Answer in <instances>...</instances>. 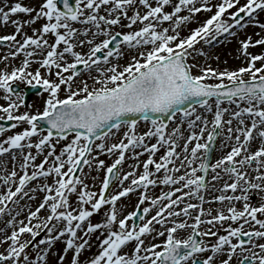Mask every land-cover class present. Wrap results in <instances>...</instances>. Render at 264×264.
Here are the masks:
<instances>
[{
  "label": "snow or ice",
  "instance_id": "6c2138e0",
  "mask_svg": "<svg viewBox=\"0 0 264 264\" xmlns=\"http://www.w3.org/2000/svg\"><path fill=\"white\" fill-rule=\"evenodd\" d=\"M202 12L212 14L201 23L197 14ZM261 13L264 0H155V5L152 0H75L74 6L70 0H42L38 8L19 2L9 7L5 0L0 22L7 25L17 14L29 18L12 19L14 32L0 36V48L7 49L0 56L5 63L0 92L7 102L0 105V121H12L13 129L28 127L0 140V157L7 154L13 162L11 172L0 176V217H10L0 229V264H48L58 242L63 248L56 264H65L69 252L68 264H264V52L249 51L264 46ZM122 19L127 23L122 25ZM41 20L32 35L23 31ZM194 21L198 26L181 36ZM115 26L130 31L114 32ZM249 26L260 30L255 40L245 32ZM239 32H245L243 39ZM229 38L238 39V58L246 66L218 71L195 62L207 55L196 45ZM85 46L86 52L77 50ZM122 47L136 54L121 68ZM21 56L8 71L9 61ZM80 66L93 87L86 80L77 83ZM193 68L200 74L194 75ZM209 79L219 82L206 83ZM19 83L48 94L42 112H19L26 106ZM224 101L235 109L222 107ZM177 112L181 116L171 129L165 119L153 118L142 133L133 118L147 121L156 114L172 120ZM5 130L0 126V134ZM117 133L121 138L109 144ZM218 138L220 149L229 150L213 162L209 152ZM61 141L67 142L57 152ZM127 152L136 163L121 172ZM145 153L147 159L140 161ZM101 154L115 159L106 165ZM85 167L104 170L98 191L86 182ZM159 185L168 190L150 195ZM212 190L219 194L206 199L204 193ZM37 193L43 195L34 209L20 205L25 198L34 201ZM132 193L138 202L122 214L118 202ZM214 203L223 208L204 207ZM97 214L103 219L93 222ZM181 231L188 232L186 237L178 235ZM159 237L164 239L153 242ZM94 246L96 252L82 260Z\"/></svg>",
  "mask_w": 264,
  "mask_h": 264
},
{
  "label": "rangeland",
  "instance_id": "374dc122",
  "mask_svg": "<svg viewBox=\"0 0 264 264\" xmlns=\"http://www.w3.org/2000/svg\"><path fill=\"white\" fill-rule=\"evenodd\" d=\"M12 2H14V3L19 2V3H21L22 5H25V6H32V7L38 8V7L40 6V4L42 3V0H12ZM211 2H212L213 4H216V3L219 2V0H211ZM243 2H244V0H241V3H243ZM153 5H155V0L153 1ZM144 11H145V10L141 7V12H144ZM165 11H171V8H169V7L166 6V7H165ZM214 11H215V9H213V12H214ZM230 11H234V9H232V10H230ZM101 14H105V13H104L103 11H101ZM185 14H187V13H186V12L181 13V15H185ZM211 14H212V13H206V12H202V13L197 14V15H198V18H199V22L202 23V22H203L206 18H208ZM32 15H35V13H33ZM129 15H131L130 12H129ZM21 16H22V14H17L16 16H12V17H21ZM12 17H10V20H12ZM260 19L264 20V16H260ZM43 22H44V21H42V20H41V21H37V23H36L35 25H32L31 27H27V26H26V27L23 29V31H25L28 35H32V30H31V28H33V27H34V28H39L40 25H41ZM0 23H2V22H0ZM126 23H127V20H124V19L121 20V24H122V25H123V24H126ZM1 26H2L3 29L0 30V36H2V35H6V34H12V33L14 32V30H15V29H14V26L11 24V22H10L9 26H7V27H6L3 23H2ZM76 26H78V25H76ZM197 26H198V23L195 22V21L192 22V23H189L187 27L182 28L181 33H180L181 36H186V35H188V34H189V30H190V29H193V28H195V27H197ZM133 27H134V26H133ZM163 27H168V22H165L164 25H163ZM250 28H251V26H249V27L245 30V32L247 33V35H251L252 38H253V40H255L257 37H256L255 33H252V32L249 30ZM113 31H114V32H115V31L128 32V31H130V29L125 28V27L115 26V27L113 28ZM245 32H239V38H240V39H243V38H244V36H245ZM262 34H264V33H262ZM17 39L20 40L21 37H20V36H17ZM48 39H49V42H50V43L53 41V37H51L50 34H49V36H48ZM99 39H103V37H100ZM229 39H230V41H233V40H234L235 50L238 51V48H239L238 39H237V38H229ZM223 41H224V40H222V42H223ZM97 42H99V41H97ZM215 45H216V43H214L213 46L205 45V44H203V43L196 45L197 48H203V49L205 50V52L207 53V55L197 57V59H196L195 62L198 63V64H200L201 66H210L211 68L216 69V70H218V71L225 70V69H227V70H235V69H237L239 66H246V65H243L242 58L239 59V60H237V59H230V58H228L229 55L224 54V53H221V55H223V56H220V54H219V50H218L219 46L215 47ZM214 47H215V48H214ZM0 49H1V48H0ZM2 49H4V52H3V54L0 55V56L5 55L6 52H7V49H6V48H2ZM77 50H78V51H82V52H86L88 49H87V46H85L84 48H82V49H77ZM124 50H125V51H128V48H126V47H122V52H124ZM249 51H250L251 53H253V54H259V53H261V52H264V46H256L255 48H250ZM216 52H217V54L215 55ZM122 56H123V55H122ZM122 56L119 58V61H118L119 66H120L121 68L124 67V66H126L128 63L131 62V60L127 59L129 56H131V52H128V55H127L126 57H123V58H122ZM216 57H219V59L217 60ZM21 59H22V56H21V57H17V59L14 60V61L10 60V62L13 64L12 66H18V65L20 64V62H21ZM116 62H117V61H113V63H116ZM189 63H193V61L190 60ZM261 63H262V62L258 61V62H257V67H259ZM0 66H3V68H4V67H5V63H4V62H0ZM37 67H38V65L35 64V63H33V64L31 65V69H32V70H35ZM11 68H12V67H11ZM11 68L8 69V71H11ZM83 71H84V69H83V67L81 66V67H80L81 76L77 78V83H79V81H81V80H86V81H87V78L89 77V76H88V73H87V71H85V73L82 75V72H83ZM192 71H193V74H194V75H199V74H200V71H199L198 68H193ZM41 73H42V75L45 74V73H44V69H41ZM245 79H247V76H245ZM205 82H206V83H209V84H215V83H218L219 81H217V80H215V79H209V80H206ZM224 82L227 83L226 80H225ZM18 85H19L20 87H24V86H26L24 83H19ZM88 85H89V84H88ZM92 86H94V85L92 84ZM92 86H91V87H92ZM62 87H63V86H62ZM74 87H75V85H74ZM89 87H90V85H89ZM91 87H90V88H91ZM21 93H22V92H21ZM22 95H23V94H22ZM65 95H66V93L63 92V91L60 93V97H61V98H65ZM47 96H48V94H47L46 92H43V91H42L40 94L33 95L32 97H30V99L28 100V102L25 104L26 106H22L23 109H24V111H28V112H31V113H33V114H35L37 111H41V112H42V111H43V107H44V102H45V100L47 99ZM6 103H7V102H6L5 100L2 99V92H0V105H5ZM242 106H243V105H242ZM196 107H197V110H198V111H202V110L199 108V105L196 106ZM222 107H228V108H231V109H235V105H229L228 103H226V105H222ZM21 111H22V110H21ZM0 114H1V113H0ZM205 114H209V113H205ZM180 116H181V115H177V116H176V119L171 123V125H169V129H171L173 126H175V124L179 121ZM140 126H143V129L140 128ZM149 126H150V123H149V124H148V123H147V124L139 123V124L137 125V130H138L139 132L142 133V132H144ZM26 127H28L26 124H22V125H20V126L17 127V128H14V129L11 128V129L7 130L6 132H4L3 134L0 135V140H3V139H5L7 136H10V135H13V134H15V133H17V132L22 131V130H23L24 128H26ZM184 128L186 129V122H185ZM124 130H125V129L122 127V128L120 129V133H122ZM114 132H115V131H114ZM186 132H187V131L185 130V134H186ZM120 133H117L115 136L110 137V138L108 139V143L110 144V143H112V142H116L118 139H120V138H121ZM70 138H71V137H70ZM32 139H33V142H35V141L37 140V137H33ZM66 142H67V141H61L60 144H57V152H59L61 146H62L63 144H65ZM98 142H99V141H97V143H98ZM151 142H155V141L153 140V141H151ZM219 142H220V139L218 138L217 146H218V144H220ZM180 143L182 144L183 141L181 140ZM253 143H254V144L252 145V147H253V150H255V148L257 147L258 142H257V143H256V142H253ZM255 143H256V144H255ZM220 150H221V149H220ZM228 150H229L228 148H224L221 152H219V153L217 154V157H214V158H213V162H214L217 158H219V157H221L222 155H224V154L226 153V151H228ZM32 151H33V153H35V149H32ZM46 151H47V150H45V154H46ZM137 151H139V149H137ZM163 152H164V149L161 148V149H160V152H158V153L156 154L155 159L158 160L159 157H160V155L163 154ZM6 155H7V154H6ZM7 157H9V156H7ZM42 158H43L42 156H39V157L37 158L36 163H39L40 160H41ZM0 159H1V158H0ZM99 159L104 160L106 165H110V164L114 161L115 156H114V155L101 154V155L99 156ZM139 159H140V161H143V160L147 159V153H145L143 156H140ZM134 163H136V161H134V160L131 159V152H127V153H126V160H125V162H124V164H123V166H122V168H121V172H128V171H130V170H131V169H130V166H131L132 164H134ZM4 164H5V163H0V176L6 175L7 173H10V172H11V171H5V172H3V167H4L3 165H4ZM18 164H19V163L16 164V170L19 172V166H18ZM8 165H9V162H8ZM8 165H7V166H8ZM150 168H151V166H150ZM11 170H12V168H11ZM29 171H31V169H29ZM84 171H85L86 173H89L86 182H87L90 186H93V185H94V187H93L92 190L98 191L99 186H100V182L102 181L103 176H104V174H105L104 170H101V171H99V172H96L95 170H92L91 172H89V170L87 169V167H85V168H84ZM140 172H142V165H141V167H140L139 169H137V174H139ZM157 175H160V174H157ZM93 178H95V179H93ZM48 180H51V177H49ZM34 182H35V181H33L32 183H34ZM32 183L29 185L30 187H31ZM127 184H128V181L125 182V185H127ZM167 190H168V189H167L166 186H161V185H159V186H157V187H155V188H151L150 191H149V194L152 195L153 197H155V196H158L162 191H167ZM115 191H118V189H117V188H113V189L111 190V192H115ZM42 195H43V193H37V194H36V199H35L34 201L29 202L30 205H31L33 208H35L36 205L40 202V199H41ZM214 195H215V194H214ZM214 195H210V196H208V198H211V197L214 196ZM72 199L74 200L75 197L73 196ZM21 201H22V200H21ZM21 201H20V202H21ZM137 202H138V194H137V193H132V194H130L128 197L121 198V200L118 202V205H117V206H118V209L120 210V212H121L122 214H127L128 212H131V211L134 209V207H135V205L137 204ZM191 202H193V203H198V201H196V200H192ZM254 203H255V202H254ZM214 204H215V203H214ZM257 204H258V203H257ZM205 205H206V204H205ZM205 205H204V206H205ZM238 205H241V204H237V203H236V207H237ZM144 206H147V204L142 205L141 208L144 207ZM12 207H13V206H12ZM105 207H107V206H105ZM241 207H242V206H240V208H241ZM214 208H215V207H214ZM101 212H103V209L101 210ZM225 212H226V210H225ZM151 214H153V213H150V215H151ZM193 214H195V213H193ZM213 214H215V213H213ZM24 215H26V213H23V217H24ZM2 217L10 218V217H8V216H6V215H5V216H2ZM23 217H22V219H23ZM92 219H93V222H96V221L102 220V219H103V216L100 215V214H97V215H94V217H93ZM190 222H191V221H190ZM129 223H131V222H129ZM156 227L159 228V225H157ZM202 227H207V226L205 225V226H202ZM0 229H3V227L0 226ZM189 231H190V230H189ZM8 233H10V231H9ZM187 234H188L187 231H181V232L178 233V235L181 236V237H182V236H183V237H186ZM41 235L43 236V233H42ZM39 238H40V237H39ZM39 238H37V239H39ZM163 239H164V237H159V238L157 239V241H153V242H159V241H162ZM210 239H211V240H215L216 238H215V237H211ZM93 240H95V236L93 237ZM147 242H148V240L146 239V243H147ZM131 247H132V246H131V244H130V245L128 246V248H126L125 250H126V251H130V250H131ZM62 248H63V245H62L60 242H58V243L55 245L53 251L49 254V257H48V264H56L57 257H58V255L61 254V252H62ZM0 251H2V250H0ZM94 252H96V247H95V246L91 249L90 252H86V253H84V256H82L81 259L83 260L84 257L90 256V255H91L92 253H94ZM71 255H72L71 252H69V253L66 255V257H65V264H68Z\"/></svg>",
  "mask_w": 264,
  "mask_h": 264
},
{
  "label": "bare ground",
  "instance_id": "6f19581e",
  "mask_svg": "<svg viewBox=\"0 0 264 264\" xmlns=\"http://www.w3.org/2000/svg\"><path fill=\"white\" fill-rule=\"evenodd\" d=\"M153 1L154 0H152V3H153ZM12 4H14V2H12V0H7V5L10 7ZM0 7H5V0H0ZM5 10H7V7L5 8ZM140 11H141V8L139 9ZM143 13V12H142ZM130 14H132L131 12H130ZM261 16H264V13H261ZM29 17L28 16H26L25 14H22V16L21 17H12V19H19L20 21H24V20H26V19H28ZM10 22H11V20L8 22V24L7 25H5L6 27L7 26H9V24H10ZM2 23H0V30H2L3 28H2ZM77 27H81L80 25H78ZM140 27V25L139 24H137V25H134V27H133V29H138ZM252 33H256V32H259L260 30L258 29V28H253V27H251L250 29H249ZM239 35V34H238ZM218 50H219V54H220V56H223V55H221V53H224V54H227V55H229V57L228 58H230V59H237V60H239V59H241V58H238L239 56H240V53L238 52V51H236L235 50V44H234V40L233 41H223V42H221L220 44H219V48H218ZM1 52H0V55H2L3 54V50H0ZM128 52H131V56H129L127 59H129V60H132V56L133 55H135L136 54V50L135 49H128V51H125L124 50V52H123V56H122V58L123 57H126L127 55H128ZM217 54V52L215 53V55ZM12 63L9 61V67H8V69H10L11 67H12ZM94 73L92 72V75H93ZM94 76H96V75H94ZM89 83H90V85H91V83H93V81L90 79L89 81H88ZM22 110V111H21ZM19 112H24V109H23V107H21L20 109H19ZM208 116V119L209 120H211L212 119V115L210 114V117H209V115H207ZM228 118V115L226 114L225 115V119H227ZM234 126H235V122H234ZM185 134V133H184ZM188 134V132H186V135ZM190 147H191V145H190ZM178 151H179V149H178ZM1 159H0V163H5L3 166V172H5V171H11V168H13V162L11 161V158H10V156L9 157H7V156H3V157H0ZM8 162H9V165H8ZM17 163H20V161H19V159L17 160V162H16V164ZM8 165V166H7ZM18 166H19V164H18ZM48 182L49 183H51V180H48ZM36 184V182H34V183H32V185L31 186H33V185H35ZM215 191V190H214ZM25 204H27L28 205V207H31V208H33L31 205H30V203H29V201H27V198H25V200H22L21 202H20V205L21 206H23V205H25ZM37 206V205H36ZM13 207H16V206H13ZM209 207H211V208H214L212 205H210ZM208 207V208H209ZM220 208H223V206L221 205L220 206ZM34 209V208H33ZM224 210H226V209H224ZM26 209L24 210V212H22V214H21V216L20 217H17V219L19 220V219H22V217H23V213H26ZM9 218H7V217H0V226H2L3 227V229H5V227H6V221L8 220ZM227 225V224H226ZM9 231H11V229H7V232H9ZM221 231H223V230H221ZM220 231V232H221ZM0 250H3L2 248H0Z\"/></svg>",
  "mask_w": 264,
  "mask_h": 264
},
{
  "label": "water",
  "instance_id": "95a60500",
  "mask_svg": "<svg viewBox=\"0 0 264 264\" xmlns=\"http://www.w3.org/2000/svg\"><path fill=\"white\" fill-rule=\"evenodd\" d=\"M73 2V0H70V3H72ZM187 106H189V105H184V106H182L183 108H186ZM156 115V114H155ZM157 116H155L154 118H156ZM127 119V118H126Z\"/></svg>",
  "mask_w": 264,
  "mask_h": 264
}]
</instances>
